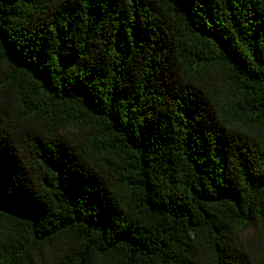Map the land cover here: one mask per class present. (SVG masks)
<instances>
[{"label":"trees","instance_id":"obj_1","mask_svg":"<svg viewBox=\"0 0 264 264\" xmlns=\"http://www.w3.org/2000/svg\"><path fill=\"white\" fill-rule=\"evenodd\" d=\"M0 264H264V0H0Z\"/></svg>","mask_w":264,"mask_h":264},{"label":"rangeland","instance_id":"obj_2","mask_svg":"<svg viewBox=\"0 0 264 264\" xmlns=\"http://www.w3.org/2000/svg\"><path fill=\"white\" fill-rule=\"evenodd\" d=\"M79 133H80V129H78L75 126H71V125H68L65 130V134L67 136L79 135Z\"/></svg>","mask_w":264,"mask_h":264}]
</instances>
